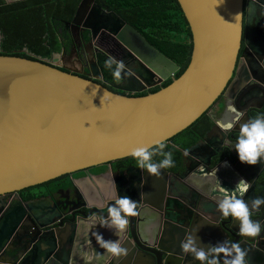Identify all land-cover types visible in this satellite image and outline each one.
<instances>
[{
	"label": "flooded vegetation",
	"instance_id": "af4514ba",
	"mask_svg": "<svg viewBox=\"0 0 264 264\" xmlns=\"http://www.w3.org/2000/svg\"><path fill=\"white\" fill-rule=\"evenodd\" d=\"M133 16V7L122 0H0V56L14 55L40 62L127 96L148 95L166 81L143 91L146 86L142 80L153 84L155 79L117 38L123 31L119 21L144 37L130 23L138 24ZM132 47L141 52L139 44ZM109 55L122 60L125 70L130 69L132 74L124 78L122 73L119 82L106 81L100 65ZM204 115L207 130L186 150L177 148L180 165L162 169L168 175L161 174L159 178L150 175L137 168L130 157L0 196V262L97 264V258L107 260V252L97 248L91 251V246L97 242L95 233L104 241L118 240L117 235H107L104 229L95 226L102 219L107 220L108 208L115 203L114 193L137 203L138 214L133 218L142 239L135 243L129 230L120 246L128 248L129 239L127 256L130 257H110L107 264H152V253L154 264H201L190 253H183L180 244L186 235H194L196 239L207 236L204 233L210 225L219 227L213 229L222 235L212 234L210 244L225 239L229 245L235 243L231 227L238 228L239 221L231 216L223 217L218 211V202L225 192L231 196L243 179L250 186L242 199L252 210L256 176L264 174V162L258 158L255 165L239 163L234 149L240 125L247 119L264 116V5L258 1L244 0L238 65L227 89ZM227 123L232 124L230 129L223 127ZM201 127L196 135L200 134ZM175 143L170 140L166 147H176ZM153 161L157 162L155 156ZM227 161L232 163L231 168ZM208 162L211 174L206 171ZM120 174L127 182L130 195L123 193ZM259 210L264 212V204ZM30 215L38 221L37 225ZM258 215L250 213V219L261 222L264 217L257 220ZM86 221H91L90 226ZM172 239L179 243L171 245ZM197 243L201 247L204 244L198 240ZM239 243L242 249L250 244L243 238ZM158 249L172 250L174 254L162 255ZM219 264H223L222 259Z\"/></svg>",
	"mask_w": 264,
	"mask_h": 264
},
{
	"label": "water",
	"instance_id": "95a60500",
	"mask_svg": "<svg viewBox=\"0 0 264 264\" xmlns=\"http://www.w3.org/2000/svg\"><path fill=\"white\" fill-rule=\"evenodd\" d=\"M177 1L193 36L191 62L178 79L174 78L180 70L178 65L156 50L133 27L119 21L123 31L117 35L118 40L155 79L153 84L142 80L146 86L143 91L173 78L168 87L153 94L118 95L102 85L40 62L0 56V196L130 158L135 147L151 148L157 141L168 143L208 112L227 89L238 65L244 0H220L218 4L216 0ZM254 1L264 5V0ZM135 43L141 47L140 53L133 49ZM227 164L231 168L232 163L227 161ZM207 165L206 171L211 174V163ZM161 173L168 175L163 170ZM119 180L123 193L130 195L123 174ZM162 189L159 190L162 192ZM152 191L157 193L156 189ZM232 191L234 193V189ZM252 191L254 198L264 197L263 173L256 176ZM139 192L138 199L141 198ZM249 211L259 214L257 220L264 217L261 210ZM30 218L37 225L32 215ZM134 219L128 218L124 233L117 235L119 241L125 234L129 235V230L135 243L142 239ZM90 222L85 223L90 226ZM260 223L262 231L255 238L242 236L239 227H231L234 244L240 247L241 238L250 243L245 249L240 247L247 252V264H264V218ZM95 226L104 229L107 235L118 231L107 222ZM213 228L219 227L208 226L204 233L207 236L196 239L204 243L205 251L216 245L210 244L212 234L215 236L218 232ZM127 241L130 247L129 239ZM178 243L172 239L170 244ZM137 245L140 246L138 242ZM91 248V251L97 248L106 252L97 242ZM158 250L162 255L174 254L172 250ZM151 256L154 264L153 253ZM110 257L108 254L107 260ZM107 260L105 257L95 259L97 264H107Z\"/></svg>",
	"mask_w": 264,
	"mask_h": 264
},
{
	"label": "clouds",
	"instance_id": "9594fccd",
	"mask_svg": "<svg viewBox=\"0 0 264 264\" xmlns=\"http://www.w3.org/2000/svg\"><path fill=\"white\" fill-rule=\"evenodd\" d=\"M219 2L220 0H216V4ZM239 16L238 14L235 17L237 22ZM113 65L115 66L114 68ZM104 67L111 70V75L117 82L122 79V73L124 78L132 74L130 69L125 70L126 66L122 60L117 61L110 55L104 61ZM223 127L230 129L232 124L227 123ZM165 148L166 143L164 141H157L154 147L151 148L148 146L133 148L130 155L135 160L137 168L146 170L148 174L159 178L162 174V169L174 167L173 154L171 151H165ZM234 149L241 163L255 165L258 162V158L264 161V116L258 115L256 118L240 125ZM154 156L162 157V159L159 162H154ZM249 186L248 182L241 179L231 196L223 188H220V191L225 192V194L218 202L217 208L223 217L231 216L239 221V231L242 236L255 238L262 231L261 223L260 221L253 222L250 219L249 205L242 199ZM237 193L241 198H237ZM113 199L115 203L109 206L108 218L107 220H101V226L106 222L109 227L115 226L118 231L114 234L119 236L124 233L129 223L128 218L137 216V203L126 196L118 197L115 193L113 194ZM262 204H264V197H257L251 201V209L254 211L259 210V206ZM94 235L100 247L105 249L111 257L121 258L127 256L129 250L122 248L119 240L116 242L104 241L102 236L96 233ZM180 247L183 253H190L201 264H219L220 259L223 260V264H247L245 259L246 250H242L239 245L234 243L229 245L227 241L211 246L205 251L204 248L198 247L194 235H186V238L181 240ZM220 254H223V256Z\"/></svg>",
	"mask_w": 264,
	"mask_h": 264
},
{
	"label": "trees",
	"instance_id": "16d2710c",
	"mask_svg": "<svg viewBox=\"0 0 264 264\" xmlns=\"http://www.w3.org/2000/svg\"><path fill=\"white\" fill-rule=\"evenodd\" d=\"M127 2L133 7L135 16L134 20L138 24L130 22L139 32L143 34L146 40L161 54L173 61L176 65L180 67L179 72L175 75V79H178L183 75V73L188 68L192 53H193V36L189 23L183 14L181 6L177 0H122ZM119 2V0H118ZM171 4V5H170ZM147 5V8L144 6ZM171 6V9L168 7ZM9 57H15L14 55ZM17 57V56H16ZM104 59H102L100 69L104 78L108 82H116L111 75V70L104 67ZM115 66L113 65V68ZM173 81L168 80L160 88H155L150 91L149 94L156 93L163 88L168 87ZM109 91L117 93L107 86L102 85ZM145 95H135L134 97H142ZM207 117L203 115L196 123H194L190 128L177 135V140L174 137L176 147H166L165 151H171L173 154L174 167L180 165L178 149L186 150L194 144L201 133L207 130ZM200 134L196 135V130ZM157 162H159L162 157L155 156ZM168 169H173L168 168Z\"/></svg>",
	"mask_w": 264,
	"mask_h": 264
}]
</instances>
